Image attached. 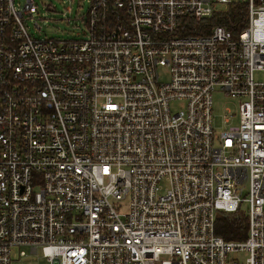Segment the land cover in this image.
I'll use <instances>...</instances> for the list:
<instances>
[{"label": "built area", "instance_id": "2783aa9c", "mask_svg": "<svg viewBox=\"0 0 264 264\" xmlns=\"http://www.w3.org/2000/svg\"><path fill=\"white\" fill-rule=\"evenodd\" d=\"M233 2L236 37L174 35ZM34 12L0 0V264H264V0H89L80 39L36 38ZM241 209L246 239L215 235Z\"/></svg>", "mask_w": 264, "mask_h": 264}, {"label": "rangeland", "instance_id": "374dc122", "mask_svg": "<svg viewBox=\"0 0 264 264\" xmlns=\"http://www.w3.org/2000/svg\"><path fill=\"white\" fill-rule=\"evenodd\" d=\"M35 12L31 17L24 16L25 25L30 34L36 38L54 39H80L84 37V15H86L89 0H32ZM14 6L21 9L25 0H13ZM39 28H35L34 24ZM162 82L168 81L167 71L159 70ZM255 81H261L264 73L256 72L253 75ZM172 109H178L179 105L171 104ZM236 112V102L220 91L212 94V127L215 133H221L227 129L224 117ZM233 124H235L236 120ZM242 210V209H241ZM25 255L20 256L18 249L12 250L11 264H50L41 255L40 250L36 254H30L27 249L23 250ZM229 259L241 261V253L228 254Z\"/></svg>", "mask_w": 264, "mask_h": 264}, {"label": "trees", "instance_id": "16d2710c", "mask_svg": "<svg viewBox=\"0 0 264 264\" xmlns=\"http://www.w3.org/2000/svg\"><path fill=\"white\" fill-rule=\"evenodd\" d=\"M259 0H256L258 2ZM247 21L246 2H233L216 10L208 19L196 21L191 16L178 20L176 36L208 35L213 26L221 25L236 37ZM248 230L247 217L242 210L234 214H216L214 233L226 241H243Z\"/></svg>", "mask_w": 264, "mask_h": 264}]
</instances>
